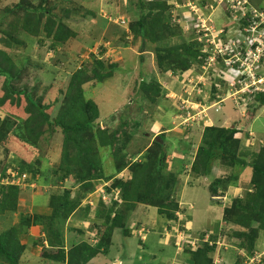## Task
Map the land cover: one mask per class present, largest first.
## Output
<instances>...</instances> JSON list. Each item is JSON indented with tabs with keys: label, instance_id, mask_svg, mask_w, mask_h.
<instances>
[{
	"label": "rangeland",
	"instance_id": "obj_1",
	"mask_svg": "<svg viewBox=\"0 0 264 264\" xmlns=\"http://www.w3.org/2000/svg\"><path fill=\"white\" fill-rule=\"evenodd\" d=\"M151 1L145 0L141 6L140 0H45L49 15L60 19L76 35L53 49V39L43 28L37 36L23 29L28 8L40 5L42 0H0V31L21 41L7 48L17 65L8 83L11 94L5 77L0 76V192L10 187L17 206L0 216V233L15 229L25 247L18 253L17 264H69L68 255L75 247L83 248L89 257L85 264H191L186 260L191 257L187 247L197 249L211 236L217 240L212 253L214 264L240 263L237 256L242 248L233 232L245 228L228 223L224 215L245 186L253 190L252 165L263 152L264 102L257 94L264 93V61L251 69L239 62L234 67L222 52L199 70L195 62L186 72L162 73L156 49L193 40L201 52L206 46L208 56L212 55L214 46L236 42V36L240 37V14L250 11L259 15L257 20L264 18V0H235L242 3L236 5L231 20L226 18L227 9L222 3L229 6L232 0H207L204 7L202 0H166L172 10L171 23L180 24L182 35L161 46L130 30L139 18L147 16L151 20L150 12L156 13ZM166 18L169 21L167 13ZM51 28L55 31L56 25ZM255 30L263 35L261 24ZM103 72L108 76L98 82L94 76ZM154 73L157 77H152ZM76 75L81 78L79 86L84 97L93 100L99 109L93 133L86 134L82 145L93 144L88 159L80 158L79 151L67 144L62 128L54 124L65 115L72 95L68 90ZM156 78L162 92L152 104L142 97L140 89L144 82ZM31 103L49 116L36 143L33 136L42 119ZM9 124L11 128L6 130ZM26 124L32 130H26ZM207 126L236 128L237 153H244L248 164L231 167L218 154L210 165L211 173L200 176L194 172L192 166L199 149L207 146ZM101 133L105 134L106 145H101ZM144 158H154L161 165L162 175H177L172 189V198L180 207L175 211L177 220L161 215L157 207L124 209L123 192L115 184L119 178L128 181L132 177L130 167ZM125 160L129 165L123 168ZM79 167L93 182L91 185L86 178L78 182L80 177L75 171ZM68 172V178H64ZM233 176L237 179L232 180ZM217 178H228L230 182L214 194L212 186ZM181 187L188 189L186 204L180 199ZM65 194L66 198L59 199ZM73 202H78L79 208L64 217L65 209ZM103 208L107 213L102 215ZM117 212L125 220L119 227L113 223L112 227L110 222L99 227L107 218L104 215L113 217ZM213 214L216 225L209 229ZM25 217H31V226L23 225ZM107 228L112 233H106ZM203 232L207 236L201 241L198 236ZM259 235L258 250L264 255V231ZM108 242L106 254L99 250L93 256L86 248ZM209 243L213 244L211 240ZM59 244L64 247L62 259H48L47 250L58 251ZM0 264L9 262L1 258Z\"/></svg>",
	"mask_w": 264,
	"mask_h": 264
},
{
	"label": "trees",
	"instance_id": "obj_2",
	"mask_svg": "<svg viewBox=\"0 0 264 264\" xmlns=\"http://www.w3.org/2000/svg\"><path fill=\"white\" fill-rule=\"evenodd\" d=\"M140 3L142 4L141 6H144L145 0H140ZM206 3L207 0L201 1V5L203 7L206 5ZM150 4L151 9L156 10V13L152 15L150 12V21H148L147 16H144L143 18H139L135 23H132L130 28L131 32L139 37H143L145 41L159 46H161L160 44L163 42L170 43L177 38H180V35H182L180 24L175 23L176 25H174L171 23V17L169 15L171 13L170 11L172 10L171 6L169 7L167 1L153 0ZM223 7L227 9V12L225 11L227 19L231 20L233 17L235 18V13L229 8V6L224 4ZM7 8H5V11H12V9ZM28 10L27 20H25L23 24L24 31L31 36H37L39 34L40 28H43L46 32V35L53 39L52 43L50 44L51 48L55 49L57 45L65 43L71 37L76 36L75 33L67 30V27H65L66 25L63 24L60 19V21H57L49 15L45 0H42L40 5L34 8H28ZM166 13L168 14L170 22L167 21ZM248 14H251L250 11H248ZM44 18L47 20L46 23L43 24ZM250 20L251 18L248 16L247 19L243 20L241 27L243 28V26L250 22ZM50 25H56V30L52 31L53 28H51ZM18 42H21L20 39L16 38L11 33L7 31H0V45L2 46L0 47V76L5 77V85H7V89L10 94L13 92V90L8 86V83L13 78V69L16 68L17 65L7 48H12L13 45ZM199 49L200 47L198 46L197 42L193 40L173 47H158L156 49V53L159 71L162 73H176L177 71L186 72L191 69L195 62L198 63L197 65L199 70L202 65H205L206 57L208 56V54L202 53ZM180 50L182 53H180ZM165 54L166 56H164ZM221 66L224 67L223 61L221 62ZM107 76L108 74L103 72L96 73L94 77L98 82H101ZM152 77H157V75L154 73ZM80 82L81 78L79 75H76L72 78V82L70 84L71 87L70 90H68V92L70 91V93H72L68 108L65 110V115H60L54 121V124L62 128L66 135L67 144H72L76 151H79L78 153H80L82 156L80 158L88 159L89 152H91L93 144L89 145L88 147H83L82 145L85 140H87L86 134H89L90 132L93 133V125L99 117V109L93 100H87L84 97V93L82 91L83 89L79 86ZM74 88L77 89L75 90ZM140 90L142 97L147 98L153 104L156 102L157 97L162 92V86L156 78L153 79V81H149L148 83L144 82ZM257 95L258 98L262 97L260 100L261 102H264V93L260 92ZM0 103L3 105V102ZM31 104L33 105V108L36 109L41 115L42 119L41 124L39 125V130L33 136V143H36L41 136V127L49 121V116L43 111L42 107H39L35 103ZM34 109L32 110L34 111ZM11 126L12 124H9L5 129L8 130L11 128ZM27 129L28 131L32 130L31 126L28 127L26 124V130ZM237 133L238 130L232 127L207 126L204 131V139L207 143V146L201 147L199 149L197 159L192 166L193 171L198 175L201 174L204 176L211 173L212 168L210 165L212 161L217 158L218 154H220L221 158L228 166H246L248 163L243 157L244 153H237V147L239 144V139L235 137V134ZM101 135V145H106L107 141L104 139L105 134L101 133ZM124 165H129V162L125 160L122 164L123 168L125 167ZM252 167L254 168V181L252 183L253 190L250 191V188L245 186L242 195L238 196L237 198L235 197L233 205L226 208L224 215V218L228 223L245 228L243 230H236L233 232L239 247L242 248L237 256V262L240 260L239 264H247L251 257L258 255V244L261 237L259 234L261 231H264V148L263 152L256 159ZM130 168L132 170V177L128 179V181L124 180L123 178H119L117 179V184H115V186L119 187L121 192H123L124 209H137L139 208V205L146 206L149 209L157 207L161 215L167 214L170 219L177 220L178 217L175 214V211H179L180 207L178 203L172 198V189L174 187L175 181L177 180V175L175 173H169L168 176L162 175L164 173L163 171L161 172V165H158V162H156L154 158H151L148 161L146 158H144L142 161L135 162ZM75 172H77L80 177L78 182H83L87 179L90 185L93 183L91 180H88V177L84 175L85 172L82 167H79L78 171ZM69 173L70 172L65 174L64 178H68ZM97 178H101V176H97ZM234 179H237V177L233 176L232 180ZM229 182L230 180L228 178H217L214 185L212 186L214 187L213 193L218 194L221 192L223 189H225V187H227ZM9 189L10 187H5V189L1 190L0 192V216L6 210H16L17 207L15 201L11 199V193ZM66 196L67 194L62 195L59 199L66 198ZM114 204H116V201ZM79 205L80 204H78V202H73L71 207L65 209L64 217L67 218L70 213L75 212L79 208ZM86 209H89V207ZM103 209L104 210L101 212L102 215L104 212L107 213L106 208ZM104 216L107 218L104 222H102L103 224L99 226L100 228L107 226L106 224L108 222H110L111 226L113 223V226L118 224L119 227V224L122 221H125L119 212H117L116 216L113 215V217H111L109 214ZM22 223L24 226L29 227L33 222L31 217H25ZM256 223H258V225ZM105 230H107L106 233L110 232V230L112 233L111 228H107ZM101 231H103V229H101ZM206 236V232H203L199 234L198 237L202 241V239L206 238ZM210 240L213 243L211 245L209 243ZM216 241V237L211 236L208 241L203 243V246H200L201 243H199L197 249H193V247L190 246L187 247V253L191 255L189 259H186L187 262L191 264H214L212 253L217 248ZM109 245L110 242H108V245H101L98 243L93 247L88 245L86 248L90 250L91 254L94 256L99 250H102L104 253L107 252L109 250ZM59 246L60 247L58 251H50V249H48L46 257L48 259L61 260L63 256L61 253L64 252V247L61 244H59ZM24 250L25 247L20 243V239L17 236L15 229L7 231L5 230L4 232L0 233V259L5 258L9 264H17L18 253H21ZM241 252L246 253L243 254ZM88 259L89 257H87V254H85L83 248L75 247L68 255L69 264H85L90 260ZM258 264H264V255L262 256L261 263Z\"/></svg>",
	"mask_w": 264,
	"mask_h": 264
},
{
	"label": "built area",
	"instance_id": "obj_3",
	"mask_svg": "<svg viewBox=\"0 0 264 264\" xmlns=\"http://www.w3.org/2000/svg\"><path fill=\"white\" fill-rule=\"evenodd\" d=\"M195 7H197V6H195ZM246 16H248V15H246ZM253 16L254 17L251 19V20H253V22L251 24L254 23L252 25V29L254 31L258 27L259 24H263L264 23V18L262 17L260 20H257L256 18L259 15L258 14L255 15L254 14ZM259 37H261V36H259ZM259 37H252V36L250 38L247 37V39L249 40V46H252L254 43L258 42L259 41ZM232 45L233 44H231V43H227V44L221 43L220 45L214 46V48L212 50H210V51H212V55L207 56L206 57V61L208 59H210V58L212 59V58L216 57L217 54H221L223 52L222 54H224V55H227L228 54V56H229V59L228 60H231L232 61L231 62V65H234V67H235V63H237L240 60V58L235 57V54H231V52H232ZM217 47H219L220 49H224V48H226V49L220 51V50L217 49ZM208 50H209L208 47L205 46L202 49V53L208 54V52H209ZM262 52H263L262 46H260L257 43V45L255 46V48L249 49V51L247 52L246 57L244 58V62H242V65H246V68L251 69L253 65L255 66L256 63H258L260 61L261 56H262ZM261 258H262V255H260V254L254 256V257H251L248 260L247 264H258L261 261Z\"/></svg>",
	"mask_w": 264,
	"mask_h": 264
},
{
	"label": "bare ground",
	"instance_id": "obj_4",
	"mask_svg": "<svg viewBox=\"0 0 264 264\" xmlns=\"http://www.w3.org/2000/svg\"><path fill=\"white\" fill-rule=\"evenodd\" d=\"M241 1V0H240ZM240 1H237V2H235V0H232V2H229L228 1V5H229V8L232 10V11H234V13H235V8H236V5L238 4V5H240L242 2H240ZM223 5L225 4V2L223 1V3H222ZM246 4H248V2H246ZM224 8V7H223ZM242 14H243V12H242ZM247 14H248V12H247ZM247 14H243V15H241L240 14V16H238V18H239V20H238V22H241L242 20H245V19H247L248 18V16H246ZM251 15H253L252 13H251ZM246 16V17H245ZM237 17V16H236ZM251 18V17H250ZM252 19V18H251ZM251 22H252V20H250V22H248L246 25H244L243 26V28L241 29V32H239L241 35H240V37H237L236 36V38H237V40H239V41H241V42H246V40H247V45L249 46V40L247 39V37H258V36H256V34H255V31L256 30H254L253 31V29H252V24H251ZM248 29V30H247ZM242 31H244V34L242 33ZM242 39V40H241ZM257 45V42L256 43H254L252 46H249V49H251V48H255V46ZM249 49H247V51H246V55H247V52L249 51ZM246 57V56H245ZM263 57H264V55H263V52H262V56H261V59H260V61L258 62V63H256V65L258 66L259 65V63L261 62V61H263ZM241 65H242V62H241ZM263 72V71H262ZM259 254V253H258ZM263 256V255H262Z\"/></svg>",
	"mask_w": 264,
	"mask_h": 264
},
{
	"label": "clouds",
	"instance_id": "obj_5",
	"mask_svg": "<svg viewBox=\"0 0 264 264\" xmlns=\"http://www.w3.org/2000/svg\"><path fill=\"white\" fill-rule=\"evenodd\" d=\"M252 22H253V20H252ZM252 22H251V23H252ZM253 24H254V23H253ZM253 24H252V25H253ZM261 27H262V30H261V31H263V35H261V37H259V34L257 33V31H255V34H256V36L259 37V41H258L257 43H258L260 46H263V55H264V45L262 44V41H261V40L264 41V23L261 24ZM241 40H242V39H241ZM230 43H231V44L235 43V47H232V52H231V54H235V57L240 58V60H239L238 62H239V64H241V60H244V58H245V56H246V51H247V49H249V46L247 45V40H246L245 43H244V42H241V41H239V40H237L236 42L231 41ZM226 56H228V54H227ZM231 56H232V55H231Z\"/></svg>",
	"mask_w": 264,
	"mask_h": 264
},
{
	"label": "crops",
	"instance_id": "obj_6",
	"mask_svg": "<svg viewBox=\"0 0 264 264\" xmlns=\"http://www.w3.org/2000/svg\"><path fill=\"white\" fill-rule=\"evenodd\" d=\"M238 188H239V189L235 190L236 192H238V191L240 190V186H239ZM179 190H180V192H181V198H180V199L182 200V203H183V204H186V203H185V196H186V194H187V192H188V189H186V188H184V187H183V188L181 187ZM182 193H183V194H182ZM178 196H179V195H178ZM185 206H186V205H185ZM191 207H192V206H191ZM214 217H215V214H213V216L209 218V219L211 220V221L209 222V224H208L209 229H211V227L214 228L215 225H216V224H215V225L213 224V223H216V221H217V219L215 220ZM212 225H213V226H212ZM193 227H195V226H193Z\"/></svg>",
	"mask_w": 264,
	"mask_h": 264
}]
</instances>
